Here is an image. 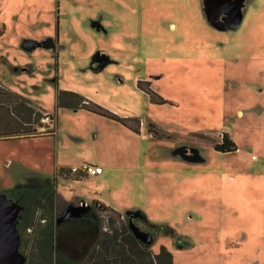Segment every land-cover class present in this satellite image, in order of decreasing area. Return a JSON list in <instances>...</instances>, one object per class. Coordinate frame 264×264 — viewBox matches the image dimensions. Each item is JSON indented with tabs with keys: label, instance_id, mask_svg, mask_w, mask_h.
<instances>
[{
	"label": "rangeland",
	"instance_id": "1",
	"mask_svg": "<svg viewBox=\"0 0 264 264\" xmlns=\"http://www.w3.org/2000/svg\"><path fill=\"white\" fill-rule=\"evenodd\" d=\"M236 1L240 25L218 29L201 13L205 0H0V85L52 117L37 137L0 140V210H18L9 189L62 177L56 220L89 202L103 177L98 199L142 212L133 220L142 231L174 230L149 245L153 254L164 246L171 264H264V0ZM59 90L138 132L57 107ZM223 133L236 150L213 148ZM62 160L104 172L76 182L70 167L56 170Z\"/></svg>",
	"mask_w": 264,
	"mask_h": 264
},
{
	"label": "trees",
	"instance_id": "2",
	"mask_svg": "<svg viewBox=\"0 0 264 264\" xmlns=\"http://www.w3.org/2000/svg\"><path fill=\"white\" fill-rule=\"evenodd\" d=\"M144 91L149 95L151 102H166L163 98H157L150 89ZM56 106L96 112L138 132V128L129 123V118L119 117L73 91L59 90L56 93ZM44 113L48 114L33 106L22 95L0 85V140L37 137L38 128L44 124ZM222 140L221 144L213 146L216 151L236 149L227 133L222 134ZM60 170L65 172L67 169ZM55 185L53 179L51 183L37 188L19 186L8 191V196L20 208L19 251L21 252L24 244L30 243V254L21 252L25 257L24 264L172 263V255L164 246L160 247L157 254H153L149 250L150 244L143 243L134 235L130 224L136 217H143L141 212L128 211L121 214L101 201L92 200L82 208L80 216L58 221L64 213L54 220L52 212L53 198L55 200L56 195ZM37 210H40V214L35 224L32 213ZM124 218L125 222L116 226V221ZM150 226L152 238L156 234L176 236L174 230L166 225L150 223ZM27 230L29 234L27 238H23L22 233Z\"/></svg>",
	"mask_w": 264,
	"mask_h": 264
},
{
	"label": "water",
	"instance_id": "3",
	"mask_svg": "<svg viewBox=\"0 0 264 264\" xmlns=\"http://www.w3.org/2000/svg\"><path fill=\"white\" fill-rule=\"evenodd\" d=\"M223 6L231 8L233 13V18L229 21H226L228 17V11H221L216 17L209 16L210 22L218 29L225 28H236L241 19V14L238 10L234 9L230 4H224ZM223 16L220 17V15ZM218 20V21H217ZM86 204H81L80 206L70 207L61 216L58 221H61L67 217H76L80 216L82 213V208ZM12 213L3 212L0 210V264H24L25 257L19 251L20 236L19 233L12 222ZM130 227L134 235L143 243L150 244L153 240L149 232L140 230L133 223L130 224Z\"/></svg>",
	"mask_w": 264,
	"mask_h": 264
},
{
	"label": "crops",
	"instance_id": "4",
	"mask_svg": "<svg viewBox=\"0 0 264 264\" xmlns=\"http://www.w3.org/2000/svg\"><path fill=\"white\" fill-rule=\"evenodd\" d=\"M240 2V1H239ZM209 3L211 4V3H217V4H230V5H232L233 6V8L234 9H236V10H238L239 12H240V14H241V19H240V23H241V21H242V16H243V13H242V10H241V7L240 6H238V4H237V1L236 0H205V2H204V5H202V12L201 13H203V15H204V17L206 18V20L209 22V23H211L210 22V20H209V15H208V12H207V8H208V5H209ZM199 11H201L200 9H199ZM240 23H239V25H240ZM212 24V23H211ZM213 25V24H212ZM238 25V26H239ZM170 26H171V28H176V26L173 24V23H171L170 24ZM214 26V25H213ZM237 26V27H238ZM226 29V28H225ZM46 112H48V111H46ZM48 113H50V112H48ZM52 115V114H51ZM53 116V115H52ZM53 120L55 121V117L53 116ZM55 123V122H54ZM54 126H55V124H54ZM54 132H55V130H54ZM83 163H87V162H85V161H83L82 162V164ZM88 164H94V163H88ZM94 165H98V164H94ZM55 166H56V170H59V169H67V168H69V167H71L70 165H67V164H65V162H64V160H62L60 163H58L57 161L55 162ZM98 166H100V165H98ZM103 169H102V173L101 174H99V175H102L103 174ZM96 176H98V175H96ZM96 176H82V177H79L78 179H74L76 182H81L83 179H85V178H91V177H94V178H97ZM59 178L60 179H62V177H57V183L56 184H58V181H59ZM63 179H67V180H70L69 178H63ZM104 179L105 178H103V177H99V178H97L96 180H98V184L100 183V182H103L104 181ZM94 185L93 186V191L92 192H90V198H89V202H91L92 200H98V201H101L102 203H104L105 205H107L105 202H103L102 200H100V199H98L97 198V194H98V192H99V185ZM57 186V185H56ZM82 200V199H81ZM83 202L82 203H85V204H88L89 202H87V201H85V200H82ZM80 205V203L77 205V204H71V205H69L70 207H75V206H79ZM107 206H109L110 208H112V209H114V210H116V211H119V210H117V209H115L114 207H112V206H110V205H107ZM128 211H131V210H128ZM127 211V212H128ZM139 212V211H138ZM142 213V212H141Z\"/></svg>",
	"mask_w": 264,
	"mask_h": 264
},
{
	"label": "flooded vegetation",
	"instance_id": "5",
	"mask_svg": "<svg viewBox=\"0 0 264 264\" xmlns=\"http://www.w3.org/2000/svg\"><path fill=\"white\" fill-rule=\"evenodd\" d=\"M224 4H217V3H209V5H208V8H207V12H208V15L209 16H212V17H216L217 15H218V13L219 12H221V11H228L229 12V15H228V17H226V21L228 20H230V19H232L233 18V13H232V11H231V8H229V7H225V6H223ZM221 16H223V14H221L220 15V17ZM218 21V20H217ZM228 28V27H227ZM229 136V135H228ZM230 138V137H229ZM231 139V138H230ZM232 140V139H231ZM222 138H221V142H219V143H216V144H221L222 143ZM233 141V140H232ZM235 144V143H234ZM215 145V144H214ZM236 146V145H235ZM236 150V149H235ZM234 151V150H233ZM218 152H221V151H218ZM226 152H231V151H226ZM223 153H225V152H223ZM2 202L0 201V204H1ZM15 203V205L17 206V208H18V210L17 211H14L13 212V217H12V222L14 223V225H15V227H16V229H17V231H18V224H19V221H20V217H19V212H20V208H19V206H18V204L16 203V202H14ZM1 206V205H0ZM18 233H19V236H20V232L18 231ZM19 249V248H18Z\"/></svg>",
	"mask_w": 264,
	"mask_h": 264
},
{
	"label": "built area",
	"instance_id": "6",
	"mask_svg": "<svg viewBox=\"0 0 264 264\" xmlns=\"http://www.w3.org/2000/svg\"><path fill=\"white\" fill-rule=\"evenodd\" d=\"M51 120L52 118L48 114L44 113L42 122H49ZM70 171L79 177L96 176L102 173V168L98 165L83 163L79 166L70 167Z\"/></svg>",
	"mask_w": 264,
	"mask_h": 264
}]
</instances>
